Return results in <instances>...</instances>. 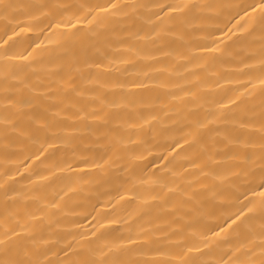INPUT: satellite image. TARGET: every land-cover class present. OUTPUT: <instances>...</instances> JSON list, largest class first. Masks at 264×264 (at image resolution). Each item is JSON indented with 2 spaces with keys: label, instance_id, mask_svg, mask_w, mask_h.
Segmentation results:
<instances>
[{
  "label": "bare ground",
  "instance_id": "1",
  "mask_svg": "<svg viewBox=\"0 0 264 264\" xmlns=\"http://www.w3.org/2000/svg\"><path fill=\"white\" fill-rule=\"evenodd\" d=\"M0 264H264V0H0Z\"/></svg>",
  "mask_w": 264,
  "mask_h": 264
}]
</instances>
